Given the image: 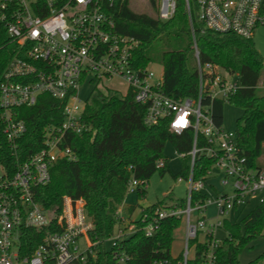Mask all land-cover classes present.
Masks as SVG:
<instances>
[{"label":"built area","instance_id":"1","mask_svg":"<svg viewBox=\"0 0 264 264\" xmlns=\"http://www.w3.org/2000/svg\"><path fill=\"white\" fill-rule=\"evenodd\" d=\"M124 1L0 0V48L8 47L9 55L0 75V118L14 157L9 167L0 162V264H83L92 253L93 223L82 199L64 196L57 212L36 199V189L51 179L53 164L75 158L69 137L88 130L82 117L87 99L81 100L79 93L84 82L121 83L125 86L122 96L130 94L145 107L146 125L165 121L173 133L192 135L190 149L181 154L189 158V171L178 177L187 183L186 200L163 203L143 228L145 236H151L161 220L178 218L183 223L182 246L177 255L156 258L152 264H230L222 262L218 253L229 238L224 222L253 199L264 201V167L249 163L236 133L217 124L212 114L213 101L228 103L239 81L232 78L235 72L200 60L192 26L195 16L203 29L250 39L255 28L264 24V0H184L197 93L182 98L163 91L162 74L156 76L147 64H136L138 39L116 31L114 9ZM177 1L146 3L150 12L165 21L174 15ZM43 93L63 101L62 120L45 126L41 147L20 159L18 140L26 125L17 109L33 105ZM201 155L211 165L194 178L193 166ZM164 164L162 158L156 161V167ZM136 185L131 179L127 192H134ZM210 208L213 214L208 213ZM115 215L110 249L114 264H127L119 242L136 230L135 220L145 221L147 216L142 212L138 218L128 216L122 206ZM33 229L39 232L33 235ZM218 231L226 235L219 236Z\"/></svg>","mask_w":264,"mask_h":264},{"label":"trees","instance_id":"2","mask_svg":"<svg viewBox=\"0 0 264 264\" xmlns=\"http://www.w3.org/2000/svg\"><path fill=\"white\" fill-rule=\"evenodd\" d=\"M264 6V5H263ZM117 32L138 39L134 51L136 64L145 66L151 61L148 53L157 41L170 36L186 40L185 48L165 50L161 53L162 89L173 97H194L197 93V73L192 63L191 26L184 7V0L177 1L174 15L160 20L155 12L133 10L128 0L114 9ZM195 41L202 62H212L239 75V87L228 97V103L238 106L242 114L236 120V138L251 165L263 167L260 156L264 147V57L254 46L252 38L246 39L233 33L215 32L203 29L193 17ZM8 47L0 48V75L9 55ZM195 60V59H194ZM262 80V81H261ZM224 101H213V118L222 124ZM63 101L48 94H40L31 106L17 109L18 117L26 125V131L18 140V154L24 159L42 145L43 131L47 125L59 124L62 120ZM145 107L134 101L130 94L96 95L87 99L83 120L88 130L73 134L68 143L75 153L72 160L56 161L50 169L51 179L36 189L37 201L50 211H58L64 196L82 199L85 210L93 223L91 239L95 242L92 253H88L83 264H114L111 249L105 247V240L115 230L116 211L122 206L130 216L134 205L124 204L127 185L131 179L137 181L134 192L144 194L143 185L155 172L163 174L167 159L163 153L166 141L180 153L191 147V133H173L165 121L146 125L143 121ZM164 159L163 167H156L158 159ZM182 170L175 177L186 176L189 158L183 156ZM14 161L2 133L0 118V162L9 167ZM211 161L201 155L193 166L194 178L202 175ZM164 202L157 201L142 207L145 221H134L136 230L120 240L119 248L128 256L127 264H152L156 258L170 255L174 231L181 221L175 217L160 221L151 236H145L144 226ZM183 201L180 202L182 204ZM229 238L218 251L219 259L230 264H240L238 255L247 242L261 234L264 228V201L257 203L240 221L224 222ZM242 229V230H241ZM36 229L31 233H37ZM30 242L29 249L36 242ZM28 250V249H27Z\"/></svg>","mask_w":264,"mask_h":264},{"label":"rangeland","instance_id":"3","mask_svg":"<svg viewBox=\"0 0 264 264\" xmlns=\"http://www.w3.org/2000/svg\"><path fill=\"white\" fill-rule=\"evenodd\" d=\"M130 7L139 12L151 13L146 0H129ZM264 16V7H263ZM252 41L256 49L264 57V24L258 25L254 30ZM186 40L180 36L162 39L157 41L150 49L148 53L151 57V61L147 64V68L155 73L156 76L162 74V64L160 60L161 53L165 50L175 48H185ZM193 65H195L194 58H191ZM236 82L239 81V75L236 72L232 77ZM264 78V76H263ZM264 80V79H262ZM261 80V81H262ZM264 83L260 82V85ZM264 87V86H263ZM79 93L81 100H86L96 95H108L117 94L122 96L125 93V86L115 81L103 80L102 82L89 83L84 82L79 87ZM242 114V110L235 105L224 103L222 110V126L225 130L229 131L232 135L236 129V120ZM163 153L167 159V168L163 174L157 170L155 171L143 185L144 194L137 196L135 192H127L124 202L126 205H134L133 217L138 218L142 207L148 206L157 201H162L165 204L180 203L186 200L187 196V183L185 180H178L175 177L177 173L182 170L183 158L182 153L178 152L170 141H166ZM260 163L264 167V147L263 153L259 158ZM257 200L253 199L248 205L239 209L238 211L231 213L229 216L231 221H240L256 204ZM209 214H213V209L208 210ZM242 230V229H241ZM219 236H225L226 233L218 231ZM183 242V223L181 222L179 227L174 231L173 240L170 246V253L177 255ZM114 244V237H109L105 240V247L110 249ZM240 264H264V228L261 234L250 239L247 244L244 245L241 252L238 255Z\"/></svg>","mask_w":264,"mask_h":264},{"label":"crops","instance_id":"4","mask_svg":"<svg viewBox=\"0 0 264 264\" xmlns=\"http://www.w3.org/2000/svg\"><path fill=\"white\" fill-rule=\"evenodd\" d=\"M124 204H126V203L124 202ZM133 213H134V210H133V212H132V214H131L132 217H133Z\"/></svg>","mask_w":264,"mask_h":264}]
</instances>
